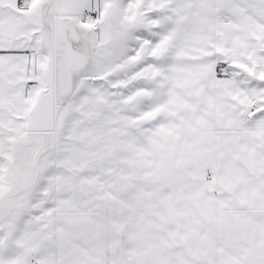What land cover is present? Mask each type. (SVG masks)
Segmentation results:
<instances>
[{
  "label": "snow or ice",
  "instance_id": "obj_1",
  "mask_svg": "<svg viewBox=\"0 0 264 264\" xmlns=\"http://www.w3.org/2000/svg\"><path fill=\"white\" fill-rule=\"evenodd\" d=\"M0 264H264V0H0Z\"/></svg>",
  "mask_w": 264,
  "mask_h": 264
}]
</instances>
